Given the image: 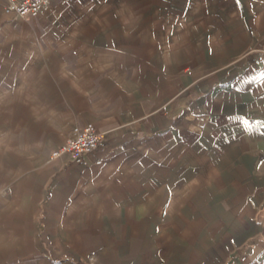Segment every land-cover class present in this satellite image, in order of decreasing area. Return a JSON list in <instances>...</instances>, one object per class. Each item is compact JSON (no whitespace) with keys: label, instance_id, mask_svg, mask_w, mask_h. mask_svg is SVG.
Masks as SVG:
<instances>
[{"label":"crops","instance_id":"crops-1","mask_svg":"<svg viewBox=\"0 0 264 264\" xmlns=\"http://www.w3.org/2000/svg\"><path fill=\"white\" fill-rule=\"evenodd\" d=\"M0 264H264V0H0Z\"/></svg>","mask_w":264,"mask_h":264},{"label":"built area","instance_id":"built-area-1","mask_svg":"<svg viewBox=\"0 0 264 264\" xmlns=\"http://www.w3.org/2000/svg\"><path fill=\"white\" fill-rule=\"evenodd\" d=\"M49 0H3L4 11L14 13L18 17H34L39 10ZM102 133L93 124L84 123L80 126H73L69 134L56 147L52 148L48 154V159L65 156L69 161L87 165L86 156L96 147ZM99 160H94L93 164H99Z\"/></svg>","mask_w":264,"mask_h":264},{"label":"snow or ice","instance_id":"snow-or-ice-1","mask_svg":"<svg viewBox=\"0 0 264 264\" xmlns=\"http://www.w3.org/2000/svg\"><path fill=\"white\" fill-rule=\"evenodd\" d=\"M237 3H239V0H237Z\"/></svg>","mask_w":264,"mask_h":264}]
</instances>
